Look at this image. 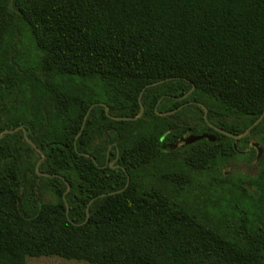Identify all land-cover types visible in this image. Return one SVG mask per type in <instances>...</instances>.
Listing matches in <instances>:
<instances>
[{"label":"trees","instance_id":"16d2710c","mask_svg":"<svg viewBox=\"0 0 264 264\" xmlns=\"http://www.w3.org/2000/svg\"><path fill=\"white\" fill-rule=\"evenodd\" d=\"M52 255L264 264V0H0V264Z\"/></svg>","mask_w":264,"mask_h":264},{"label":"rangeland","instance_id":"374dc122","mask_svg":"<svg viewBox=\"0 0 264 264\" xmlns=\"http://www.w3.org/2000/svg\"><path fill=\"white\" fill-rule=\"evenodd\" d=\"M21 51H20V62L25 67L40 68L42 52L39 51L32 39L31 35L21 30ZM226 185L229 188V194H238V199L245 197L241 195L243 192L241 189H237L235 186L239 183V179L251 180L257 176V167L253 163H249L246 158L238 157L237 159L231 160L226 165ZM210 175L201 178L202 184H209ZM231 189V190H230ZM27 264H90L84 261L68 260L60 256H40V257H27Z\"/></svg>","mask_w":264,"mask_h":264},{"label":"water","instance_id":"95a60500","mask_svg":"<svg viewBox=\"0 0 264 264\" xmlns=\"http://www.w3.org/2000/svg\"><path fill=\"white\" fill-rule=\"evenodd\" d=\"M106 109H107V107H106ZM203 109H204V112L206 113L207 109H206L204 106H203ZM142 111H143V107L141 106L140 111H139V113H138L137 116H140L141 113H142ZM262 116H263V113H262L261 116H259V117L257 118V120H256L252 125L258 123V122L261 120ZM133 118H136V117H133ZM250 127H251V126H250ZM250 127H248V128H247L245 131H243L240 135H236V134H234V133L226 132V131H223V130H220V129H218V130H219L220 132L225 133L226 135H228V136H230V137H233V138H239V137L244 136V135L248 132V130L250 129ZM202 138L212 139V138H213V135L208 134V133H202V134H192V133H188L186 136L181 137V138H180V141L183 142V143H187V144H188V143L195 142V141H197V140H199V139H202ZM254 145L257 146L256 143H254ZM257 147H258V146H257ZM261 150H262L261 147H258V156L260 155ZM67 189H69V185H67Z\"/></svg>","mask_w":264,"mask_h":264},{"label":"flooded vegetation","instance_id":"af4514ba","mask_svg":"<svg viewBox=\"0 0 264 264\" xmlns=\"http://www.w3.org/2000/svg\"><path fill=\"white\" fill-rule=\"evenodd\" d=\"M181 138V137H180ZM180 138H179V140H180ZM181 142V141H180ZM179 143H177V142H175V144L173 145V147H176L177 145H178ZM257 144V143H256ZM255 146V145H254ZM257 146H258V144H257ZM257 146H255V147H257ZM258 147H260V146H258ZM258 147H257V149H258ZM262 149V148H261ZM239 152H244L243 150H238ZM261 152H262V150H261ZM261 154V153H260ZM257 156H258V153H257ZM260 156V155H259ZM106 160L108 161V156L106 157ZM114 160L115 159H112V160H110V161H108V163L110 164V165H112L113 164V162H114ZM249 188H251V186L249 185Z\"/></svg>","mask_w":264,"mask_h":264}]
</instances>
